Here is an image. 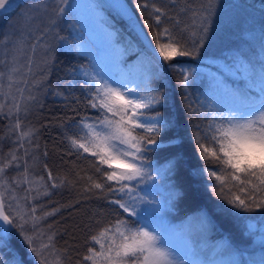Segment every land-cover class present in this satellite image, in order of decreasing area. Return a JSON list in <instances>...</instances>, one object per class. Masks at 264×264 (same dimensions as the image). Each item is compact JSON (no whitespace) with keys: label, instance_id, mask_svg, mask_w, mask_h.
I'll return each instance as SVG.
<instances>
[{"label":"snow or ice","instance_id":"obj_1","mask_svg":"<svg viewBox=\"0 0 264 264\" xmlns=\"http://www.w3.org/2000/svg\"><path fill=\"white\" fill-rule=\"evenodd\" d=\"M71 7L69 0H60L51 9L25 6L17 0H0V19L7 28L3 32L7 71H0V78L6 79L8 89L0 94L7 99L12 95L13 88L20 93V99L13 97L12 107L17 113L21 111L22 100L36 99L32 95L25 97L24 89L20 87L28 83L29 74L34 77L36 75L32 67L36 42L33 41L30 46L31 53L25 52L29 47L25 43L28 33L39 29L42 35L52 32L51 39L57 44L64 41L65 38L59 36L55 29L66 12H71ZM136 7L143 16L148 4L137 3ZM153 13L151 19L154 24L148 19L144 21L153 32L148 43L151 52L145 51L143 55L158 70L175 68L177 57L197 58L201 49L206 47V42L211 43L213 39V17L217 14L213 0H208L193 11L192 15L198 17L199 23L193 20L196 28L187 37L182 34L188 30V25L179 29L181 35H173L168 27L160 28L166 13L155 5ZM180 23L176 20L173 27ZM130 24L133 29L137 26L131 17ZM76 50L88 54L83 42L77 45ZM52 51L53 45H46L42 62L44 67L37 65L41 82L47 78L45 69L51 63L49 57ZM25 56L27 60L23 64L21 58ZM22 69H25L23 73ZM103 71L102 68L97 70L92 66L79 71V75L84 78L81 88L88 94V106L97 110L99 118L92 120L83 117L79 122H74L76 132L68 135L67 139L73 149L92 158V167L99 174L98 178L92 175L87 177L90 183L85 190L120 193L121 198L110 200L109 203L117 205L122 212L115 224L91 236V245L87 246L85 254L75 259V264H186L182 258L183 250L175 242L176 228L167 224L163 217L155 215L163 205L146 199L149 193L141 196L138 192L141 184L155 182L161 175L160 170L152 166L147 154L161 149L164 137H167L169 147L173 146L175 137L168 136V133L174 125L168 116L157 110L167 103V98L151 86L150 79H106L101 75ZM219 71L220 75L211 77L204 98L196 102L199 109L193 104L187 105L190 117L206 122L203 127L201 124L192 126L191 141L201 160L207 163L211 159L222 166L220 174L208 168L202 170L215 179L217 184L213 185V194L228 206L220 207V211L238 219H243L241 213L259 212L264 219V62L257 63L237 52L220 65ZM73 76L75 78V73ZM189 79V72L181 69L178 85L185 92L190 86ZM4 86L0 85V89ZM56 95L62 93L57 92ZM3 107L4 104L0 103V110ZM24 111H28L27 104L24 105ZM10 131L18 134L20 147H23L21 142L24 138L35 134L32 128L25 130L19 118ZM44 155L47 156V153ZM8 156L10 159L0 164V187L5 189L0 192V249L8 248L9 237L15 234L26 254L38 261V264H64L65 259L71 262L73 257L68 254L69 249H56L55 233L47 235L45 242V234L37 232V221L41 217H37V208L32 206V201L41 194L36 186L44 177L30 179L26 161L22 178L13 176L9 179L5 175L7 170L21 166L17 163L20 157L15 150H11ZM179 159L178 154L169 159V169L176 168ZM44 168L48 172L47 179L54 181L46 164ZM152 171L157 176H153ZM22 184L27 187L23 189L24 195L19 196L17 190ZM58 186L55 182L51 184L52 188ZM33 191H36L35 196L32 195ZM6 192L9 195L6 196ZM42 194L48 195L47 190ZM141 204L155 206L142 210ZM54 214L44 213V216ZM260 243L262 250L257 258L188 260L187 264H264V235ZM96 245H99V250ZM9 255L11 259L0 258V264H31L24 254L12 251Z\"/></svg>","mask_w":264,"mask_h":264},{"label":"trees","instance_id":"obj_2","mask_svg":"<svg viewBox=\"0 0 264 264\" xmlns=\"http://www.w3.org/2000/svg\"><path fill=\"white\" fill-rule=\"evenodd\" d=\"M56 1L46 0L45 5L38 4V6L51 9L59 3L54 4ZM97 1L104 12L107 26L117 34L115 41L122 43L127 48L123 60L129 66L130 74L135 75L138 80L147 81L150 79L151 86L164 93L167 103L157 110L168 116L174 125L173 130L168 133V136L175 137L172 141L173 146L170 148L167 137H164L162 138L163 147L147 154L152 166L159 169L161 175L155 182L148 181L141 184L138 188L139 195L145 196V193H149L145 197L146 199L163 205L155 215L163 217L169 225H176L184 235L195 236L198 240L197 250L204 258L228 255H238L240 259L257 258L262 250L260 238L264 235V231H262L264 219L261 218L259 212L241 213L243 219H238L220 211V207L228 206L213 194V185L217 184L215 179L209 177L202 170L208 168L216 170L220 174L219 169L222 166L211 159L205 163L199 158L196 147L191 141L192 126L201 124L203 127L206 122L190 117L187 111L188 104H193L199 109L196 102L204 98L207 85L211 77L214 76L212 72L199 65L203 64L207 58H221L226 62L233 54L228 47L237 46L240 42L237 32L231 27H225L218 23L220 26L214 28L211 43L206 42V47L201 49L200 56L195 59L177 57L174 61L177 65L175 68L158 70L150 65L143 55L147 50L139 42L136 34L103 1ZM206 1L127 0L138 20L141 21L150 41L153 32L147 28L144 21L148 19L154 24L151 19L154 15L153 5L160 7L166 13L162 17L160 28L168 27L173 35L179 36L181 35L179 29L188 25V30L182 34L187 37L196 28L193 20L195 19L196 23H199L198 17L194 18L192 15L193 11L199 9L201 4H205ZM237 1L250 14L264 18V0ZM137 3L148 4V8L144 9L143 16L140 14V9L136 7ZM176 20L181 23L173 27ZM257 20H259L258 17ZM33 28L35 29V25ZM5 31L7 28L4 27V21L0 19V71L2 72L7 71L5 67L6 50L3 44V32ZM55 32H58L59 36L64 37L65 40L57 44L51 39L52 32L42 35L39 29L28 33V37L25 39V43L29 45L25 49L26 53H31L30 46L33 41L36 42L32 66L33 73L36 75L34 77L29 74L28 83L20 85V87H23L25 97L32 95L36 99L34 101L22 100L21 111L17 113L14 108H11L13 99H5L0 94V103L4 104L3 109L0 110V164L4 163L5 159H10L8 153L15 150L20 157L17 163L21 167L8 169L5 175L9 179L13 176L22 178L26 161V166L30 170V179L44 177V180L36 186L39 187L41 194L38 199L32 201V206L37 208V217H41L37 221V232L45 234V242H47V235L55 233L56 249L67 248L69 249L68 254L73 257L71 262L65 259L64 264H75V259L85 254L87 246L91 245V236L98 235L102 229L115 224V221L120 218L122 210L109 201L121 198V194L102 193L96 189L85 190L90 183L87 177L92 175L98 178L99 174H96L92 167V158L73 149L67 136L76 132L74 122H79L81 118L90 117L92 120L99 118L97 110L88 106V94L81 88L84 78L79 75V71L88 66L99 70L101 66L94 57L89 54L85 55L82 50H76L80 42L87 43L89 41V35L72 7L71 12H66L59 21ZM152 42L154 44V41ZM48 44L53 45V51L49 57L51 63L45 69L47 78L41 82L37 65L44 67L42 62L45 46ZM260 47L264 49V44H261ZM251 52H254V49L246 52L245 56L252 58ZM252 59L257 63L264 62L262 56H255ZM26 60V56L22 57L21 63L26 64ZM181 69L190 74V86L186 92L178 85L181 79ZM24 71L25 69L21 70L22 73ZM73 73H75V78ZM0 85H5L0 89V92L8 90L6 79L0 78ZM14 89L13 97L20 99V93ZM57 92H61L62 95H56ZM25 104L28 106L27 112L24 111ZM17 118L22 121L25 130L28 128L35 130L33 136L26 137L21 142L23 147H20L17 142L18 134L10 131ZM52 148L58 151L60 155L58 160L51 155ZM45 152L47 156L44 155ZM176 154L180 158L179 164L176 168L169 169L168 161ZM45 164L51 171L54 181L47 179L48 172L45 171ZM72 165H75L73 166L75 169L68 172ZM151 174L157 176L155 171H152ZM53 182L59 186L52 188ZM26 187L27 185L22 184L17 190V195H24L23 189ZM147 188L148 191H146ZM45 190L48 195L42 194ZM0 191L4 192L5 189L0 187ZM5 195H9V193L6 192ZM32 195L35 196L36 191H33ZM154 206L155 204L151 206L141 204L140 208L144 210ZM88 209L92 213L94 212L91 215V218H94L91 219L92 223L86 221L80 229L69 231L66 222L71 216L80 213L79 216L84 218L88 215ZM52 212L55 214L44 216V213ZM123 215L127 216V214ZM9 241L8 248L0 249V258L10 260L9 253L15 251L17 254H24L26 260L31 264H38V261L26 254L15 234L9 237Z\"/></svg>","mask_w":264,"mask_h":264},{"label":"rangeland","instance_id":"obj_3","mask_svg":"<svg viewBox=\"0 0 264 264\" xmlns=\"http://www.w3.org/2000/svg\"><path fill=\"white\" fill-rule=\"evenodd\" d=\"M45 1L46 0L36 2L31 1L24 3V5H45ZM58 2H60V0H57L56 2H54V4H57ZM207 2L208 0L206 1V3ZM213 3L217 8V14L213 17L214 28L216 29V26H220L218 25V23L225 27H231L237 32V35L240 38V42L237 44V46L228 47L230 52H239L245 55L246 52L254 49V52L250 53L252 58L255 56L264 57V49L260 47L261 44H264V40H262V35H264V18L250 14L245 10V7L243 5H240L237 0H213ZM69 5L74 6L72 7V9L75 11V13H77L80 23H82L86 33L89 35V41L84 44L87 47L88 54L94 57L102 67V69H104L101 75H103L106 79L109 77H111L112 79H115L116 77L135 78V75H132L128 72L129 66L122 58L126 56L127 48L124 47L122 43H117V41H115L117 34L112 28L107 26L105 22L104 12L99 5V1L69 0ZM250 12L255 13L254 11ZM257 17L259 20H257ZM203 62L204 63L200 64L199 66L205 70L212 72L216 76L220 75V65L225 63V61L221 58H207ZM8 98L9 100L13 99V95L9 96ZM11 108L13 109L12 106ZM51 155L56 160H58L60 157L58 151L55 148H52ZM73 166L75 165H72L70 168L71 170H68V172H71L75 169L73 168ZM146 191H148V188L146 189ZM93 214L94 212L92 213V211H90L89 209L88 215L84 218L79 216L80 213L79 215L73 214L69 221L66 222L67 229L69 231L73 229H80L86 221L88 223H92L91 219L94 218H91V215ZM171 226H174L177 230L175 242L177 246L183 250L184 255L182 258L185 260L186 264L188 260L227 261L231 259H240L238 255H228L225 258H204L197 250L198 240L195 236L190 237L184 235L176 225L171 224ZM96 248L97 250H99V245H96Z\"/></svg>","mask_w":264,"mask_h":264},{"label":"water","instance_id":"obj_4","mask_svg":"<svg viewBox=\"0 0 264 264\" xmlns=\"http://www.w3.org/2000/svg\"><path fill=\"white\" fill-rule=\"evenodd\" d=\"M31 0H17L18 3H24ZM123 21L125 24L134 32L143 46L151 52V48H148L149 37L146 31H144L141 22L138 20L134 10H132L130 4L127 0H101ZM130 17L134 23H136V28L133 29L130 24ZM152 47H154L152 43Z\"/></svg>","mask_w":264,"mask_h":264}]
</instances>
